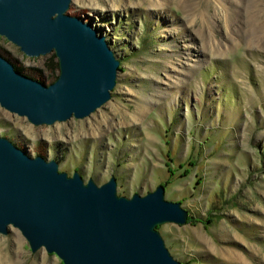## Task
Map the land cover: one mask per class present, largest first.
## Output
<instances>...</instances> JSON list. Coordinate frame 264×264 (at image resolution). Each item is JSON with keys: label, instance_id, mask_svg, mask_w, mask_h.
<instances>
[{"label": "rangeland", "instance_id": "374dc122", "mask_svg": "<svg viewBox=\"0 0 264 264\" xmlns=\"http://www.w3.org/2000/svg\"><path fill=\"white\" fill-rule=\"evenodd\" d=\"M66 14L119 60L111 99L51 126L0 107V137L84 182L114 177L119 196L163 186L189 213L157 227L181 264H264V0H72ZM0 55L45 86L59 75L3 37ZM0 264L62 262L11 227Z\"/></svg>", "mask_w": 264, "mask_h": 264}, {"label": "water", "instance_id": "95a60500", "mask_svg": "<svg viewBox=\"0 0 264 264\" xmlns=\"http://www.w3.org/2000/svg\"><path fill=\"white\" fill-rule=\"evenodd\" d=\"M72 0H0V37L28 58L54 54L49 86L0 55V107L34 126L89 117L111 99L120 62L89 23L66 14ZM189 213L158 186L145 195L117 194L114 177L98 186L30 157L0 137V235L16 229L31 253L62 264H181L157 227L185 225Z\"/></svg>", "mask_w": 264, "mask_h": 264}, {"label": "trees", "instance_id": "16d2710c", "mask_svg": "<svg viewBox=\"0 0 264 264\" xmlns=\"http://www.w3.org/2000/svg\"><path fill=\"white\" fill-rule=\"evenodd\" d=\"M1 56H2V55H1ZM4 58H5V57H4ZM5 59H6L7 61H9V62L14 66V68H15V70H16L17 72L23 74V69H22V68H20V67L14 65V64L11 62V59H8L7 57H6ZM54 59H56V58H55V55L52 54V56H51L50 59H49V63H50L49 67H50V69H53V68L58 69V62H57V61H56V62H53ZM23 75H24V74H23ZM57 78H58V76L55 77V80H56ZM55 80H54V81H55ZM190 219H192V217H190Z\"/></svg>", "mask_w": 264, "mask_h": 264}]
</instances>
